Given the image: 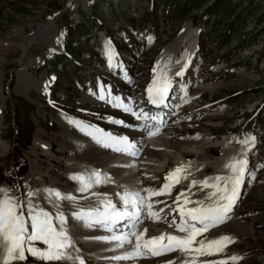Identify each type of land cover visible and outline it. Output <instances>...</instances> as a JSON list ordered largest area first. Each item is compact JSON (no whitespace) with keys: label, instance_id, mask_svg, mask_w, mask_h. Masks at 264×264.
Segmentation results:
<instances>
[{"label":"rangeland","instance_id":"374dc122","mask_svg":"<svg viewBox=\"0 0 264 264\" xmlns=\"http://www.w3.org/2000/svg\"><path fill=\"white\" fill-rule=\"evenodd\" d=\"M73 3L77 5L75 10L71 9ZM48 22H52L63 37L62 48L66 46L73 59H69L62 48L59 54L47 51L38 32ZM186 31L190 32L188 39L194 41L188 66L195 58L185 81L173 85L172 102L184 95L180 89L185 88L188 107L182 121L175 122L176 128L166 135L175 133L171 139L187 142L195 139L216 142L205 145L214 164L200 161L201 180L223 174L222 165L228 161L225 156L237 149L242 156L246 147L251 146L237 141L246 136L256 138L255 147L247 153L252 162L248 169L254 178L246 176L234 213L228 219L245 229L233 225L220 227L218 234L229 235L235 242L224 253L202 259H225L235 254L242 257L238 264H264V167L261 166L264 165V0H0V97L4 98L0 138L8 145L6 153L0 149V186L11 188V194L17 197L26 191L25 185L33 189L50 186L62 191L72 190L75 184L63 175L64 171L77 165L81 171L103 168L99 162H90L80 155L87 143L79 136L81 132L67 123L65 116L86 123L94 118L108 122L109 115L130 120L121 113L106 110L101 112L103 117L97 116L99 111L89 110L92 104L82 101L84 96L89 99L86 91L93 89L95 82L106 88L96 80L101 75L115 95L121 94L120 87L129 85L125 78L129 70L114 71L108 66L103 51L105 34L115 44L130 38L133 46L129 56L133 58L132 72L136 79L130 91L135 98L127 101L135 99L136 105L144 107V99L137 98L153 76L151 69L153 73L155 60L165 48L180 41ZM143 41L149 44L144 46ZM127 51H124L125 59ZM182 53L180 50L177 55ZM103 54L104 64L101 63ZM22 72L36 83L29 89V97L14 92L17 73ZM55 75L50 103L44 96L48 97L52 90L45 85H49ZM42 87L46 95L38 92ZM198 87L204 90L194 96ZM180 104L182 108L185 103ZM163 126V132L167 133ZM115 128L119 131V126L111 127ZM36 134H40L38 142H41L37 145L33 143ZM137 135L141 134L133 133L131 137ZM185 157L195 160L192 154ZM174 162L170 158L163 170L150 176L162 180L163 172V184L164 175L172 165L174 167ZM17 164L25 168L20 174L16 172ZM42 175L46 180L43 185ZM144 183L152 187L147 178ZM174 189L172 201L179 192L177 187ZM207 236L208 232L204 234Z\"/></svg>","mask_w":264,"mask_h":264},{"label":"snow or ice","instance_id":"6c2138e0","mask_svg":"<svg viewBox=\"0 0 264 264\" xmlns=\"http://www.w3.org/2000/svg\"><path fill=\"white\" fill-rule=\"evenodd\" d=\"M105 55L110 68H121L118 53L110 40L105 43ZM187 67L185 63L176 76L182 77ZM126 82L130 83V78ZM173 85L168 65L158 62L146 88L147 103L158 109L172 107L168 100ZM180 91L184 93L181 101L187 103L186 89L181 88ZM90 94L139 122L126 124L123 120L108 117L110 124L135 128L147 138H152L160 133L165 123L164 113H151L134 101L126 102L120 95H113L110 86L102 88L98 85L95 92L90 90ZM65 119L100 147L133 158L131 162L116 167L137 168L135 160L143 151L142 142L79 119L68 116ZM237 142L251 147H246L240 158L233 157L226 162L223 174L207 176L203 180L193 179L187 189L176 195L172 204L154 198L171 195L176 185L187 180L192 175L189 171L191 162L167 173L164 183L158 188L143 186L137 177L139 186L128 188L118 185L123 190L116 192L114 197L96 190L115 183L109 173L99 168H85L69 174L68 179L75 184L72 190L62 191L55 187L33 189L25 185L26 191L17 197L11 194V188L0 186V264H86L85 253L78 247L82 228L105 233L85 236L84 239L109 245L104 251L116 254L103 257L107 264H138L142 259L170 253L178 255L165 264H229V261L238 264L242 257L235 254L225 259H202L224 253L235 242L229 235L208 239L204 234L230 219L245 177L254 178L248 169L247 153L255 147L256 138L246 136ZM197 186L202 192L205 189L209 191L203 198L194 200L192 189ZM160 204L164 207L158 208ZM166 208L168 212H165ZM146 221L165 223L173 232L149 236L147 228H140Z\"/></svg>","mask_w":264,"mask_h":264},{"label":"bare ground","instance_id":"6f19581e","mask_svg":"<svg viewBox=\"0 0 264 264\" xmlns=\"http://www.w3.org/2000/svg\"><path fill=\"white\" fill-rule=\"evenodd\" d=\"M76 6L77 5L75 3H73V5H71V9L75 10ZM189 34H190L189 31L184 32L183 37L180 39V41L176 42L175 44L170 45V47H168V48H165V50L155 60L154 67L157 65L158 62L160 64H167L169 77L172 79L177 77L176 72L180 71L185 63L188 64L189 56L194 49V45H193L194 41L193 40L191 41L190 39H188ZM38 35H39V37H41V41L44 43V45L45 46L47 45V51H51L52 53H58L61 50L62 44H63V37L60 35V33L56 32V28L52 22H48L46 24L45 28L42 31L38 32ZM58 39H59V42H57ZM187 41H188V44L186 45ZM180 50H183V53L178 56L177 54L180 52ZM152 75H153V73H152ZM17 77H18L17 85L14 87V92L17 91L20 94H22L23 96H28L29 89L33 88L36 85V83L32 80H29L28 76L25 77V74L23 72L17 73ZM152 77L150 79V82L152 80ZM183 77L184 76H182L181 78H183ZM178 78H176V79H178ZM203 90H204V88L198 87L195 90L194 96H196L197 94H199ZM36 91H38V90H36ZM38 92H41L44 95H46L43 87H42V90L38 91ZM49 92H50V90H49ZM1 95H2V90L0 87V96ZM146 100H147V98L144 99V101H146ZM82 101L90 103L94 106L99 105V102H97L96 100L92 101V100L88 99L86 96H84L82 98ZM181 102L182 101L180 100V103ZM3 103H4V98L0 97V114H1ZM180 103H178V104L181 106ZM143 108L147 111L148 109H152L155 107L149 103H145ZM1 125H2V118L0 115V126ZM190 126L192 127V125H190ZM163 128H164V126H162V128H161V131H160L161 134L159 133L155 137L143 139V141H144L143 151L141 152L140 157L135 160V163L137 165V168L135 170L115 166V165L129 163L132 161L133 158H130V157L121 158V155L118 156L117 153H113L110 150L104 149V148L100 147L99 145L95 144L89 137H86L82 133L79 134V136L82 138V141L85 140V142L87 143L86 150L84 152L83 151L80 152V155H84V157L90 162H99L100 165L103 166L104 169L106 168L107 170L106 169L104 170L102 167H100V168H102L104 170V172L109 173L112 176V179L115 181V183H110V184L101 186L100 188H98L96 190L100 191V192L112 194L114 197V194L116 192L122 191L121 190L122 188L118 187V185L126 186L128 188H134V187L139 186L138 181H137V177H139V180L143 186L148 187L144 183L145 179L150 175H153V176L156 175L159 170L160 171L163 170L164 167L167 165V162L170 158H173V160L175 161L174 162L175 164H174V167H172L168 172H166V174L164 176H166L167 173H169L170 171L175 169L177 166L187 165V164H189V162H191V167L189 168V171L192 173V175H190L187 180H183L181 182V184H178L175 186V187H177V190L179 192L187 189L188 184L193 179L201 180L200 179L201 178L200 172L203 169H202V165H201L200 161L204 160V161H208L210 165L214 164V162L211 161V158H209V156H208L209 154L206 152L207 147H205V145L206 144L212 145V144H215L216 142L213 141L214 143H212L210 140H205V139L204 140L201 139L200 141H197L195 139L193 141L190 140L188 142L185 140H179V139H175V138L171 139V138H168V135H165L166 132H163ZM117 130L118 129H116V128L111 129V132H114L117 135H127V136H129L130 139L136 141L138 135L136 137L132 136L133 137L132 138L131 137L132 134H128V133L119 134V132ZM78 132H76V134H78ZM140 134L141 135L138 136L140 138V140H142L141 138L146 137L144 133H140ZM39 140H40V134H36L35 140L33 141V143L35 145H37V143L40 144L41 142H38ZM79 140H80V138H79ZM82 141H80V142H82ZM73 142H75V141H73ZM76 143H78V142L76 141ZM64 148H66V146ZM224 148H227V147L224 146ZM0 149H1L2 153H6V151L8 149V145L6 143H4L1 138H0ZM72 149H73V147H72ZM68 150H70L69 147H68ZM239 152H241L240 149H237L233 152L232 155H226L225 157L227 158L228 161L233 157L240 158L241 156H240ZM189 154H192L195 157L194 158L195 160H192V161L187 160L185 156L189 155ZM221 163H224V162H221ZM222 166H224V165H222ZM76 167L77 168H75V166H73L70 170L68 169L69 171H64L63 175L69 176V174H71V173L81 171L79 169V165H77ZM103 170H101V171H103ZM222 170H224V167L222 168ZM43 178H44V175H42L40 177V179L43 180V181H40L42 185L45 184V181H46V180L44 181ZM42 185H40V186H42ZM46 187H48V186H46ZM41 188H45V187H41ZM174 188L172 189L171 195H173V192L175 190ZM68 190H70V189H68ZM179 192H176V194H174L175 198ZM192 192L195 193V195L192 197V199H194V200L203 198L202 197L203 195L205 196V194L204 193L202 194L201 191L199 190V186L194 187L192 189ZM77 195H79V194H77ZM171 195L156 197L154 199L162 200V201H165L167 203V200H169V198H170L169 196H171ZM175 198H174V200H175ZM41 203L45 204L44 201H41ZM82 203L87 204L89 202H82ZM92 203H94V201H92ZM157 207L158 208L164 207V205L160 204V205H157ZM232 225H233V227L244 228V227H242V225L238 224L237 222L227 220L225 223L217 226L216 228L211 229L208 232L207 238L213 239V238L220 237V235L218 234V231L223 227H232ZM140 228L141 229L147 228L148 229L147 234L149 236L160 235L161 233H164V232H173V229L169 228L167 226V224L160 223V222L146 221L144 224H142L140 226ZM104 234L105 233L100 231V230H95V229L88 230V229H83V228L81 229L80 238L78 240V247H80L81 250L85 253L86 264H107V261H105L103 259V257L116 254V253L104 251V249L109 247V245L104 244L103 242L84 239L85 236H98V235H104ZM177 255H178L177 253H170V254H167V255H164L161 257H152V258H148V259H142L141 261L138 262V264H165V262L167 260L175 259Z\"/></svg>","mask_w":264,"mask_h":264}]
</instances>
